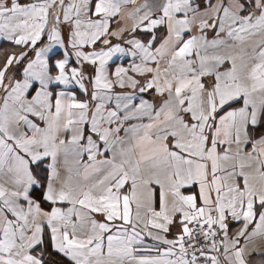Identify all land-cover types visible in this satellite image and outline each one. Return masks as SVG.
Returning a JSON list of instances; mask_svg holds the SVG:
<instances>
[{"label":"snow or ice","instance_id":"1","mask_svg":"<svg viewBox=\"0 0 264 264\" xmlns=\"http://www.w3.org/2000/svg\"><path fill=\"white\" fill-rule=\"evenodd\" d=\"M0 41V264H264V0H0Z\"/></svg>","mask_w":264,"mask_h":264},{"label":"crops","instance_id":"2","mask_svg":"<svg viewBox=\"0 0 264 264\" xmlns=\"http://www.w3.org/2000/svg\"><path fill=\"white\" fill-rule=\"evenodd\" d=\"M11 46L7 41H0V61L3 60L4 56L7 55V49H9ZM131 58H122V60H118L117 63L122 62L124 66H127L130 62ZM175 231V230H174Z\"/></svg>","mask_w":264,"mask_h":264}]
</instances>
